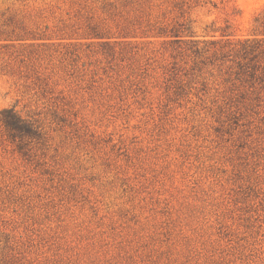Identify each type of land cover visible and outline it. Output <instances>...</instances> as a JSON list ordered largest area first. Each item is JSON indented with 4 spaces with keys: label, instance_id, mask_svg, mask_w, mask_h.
Instances as JSON below:
<instances>
[{
    "label": "rangeland",
    "instance_id": "rangeland-1",
    "mask_svg": "<svg viewBox=\"0 0 264 264\" xmlns=\"http://www.w3.org/2000/svg\"><path fill=\"white\" fill-rule=\"evenodd\" d=\"M0 264H264V0H0Z\"/></svg>",
    "mask_w": 264,
    "mask_h": 264
},
{
    "label": "trees",
    "instance_id": "trees-1",
    "mask_svg": "<svg viewBox=\"0 0 264 264\" xmlns=\"http://www.w3.org/2000/svg\"><path fill=\"white\" fill-rule=\"evenodd\" d=\"M7 125L13 129H21L22 126L19 123V119H17V117L15 116H10L7 119Z\"/></svg>",
    "mask_w": 264,
    "mask_h": 264
}]
</instances>
